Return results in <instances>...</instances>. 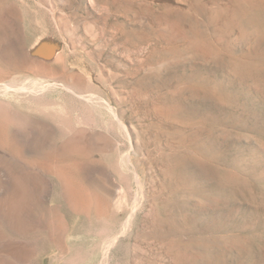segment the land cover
I'll return each instance as SVG.
<instances>
[{"label": "rangeland", "instance_id": "obj_1", "mask_svg": "<svg viewBox=\"0 0 264 264\" xmlns=\"http://www.w3.org/2000/svg\"><path fill=\"white\" fill-rule=\"evenodd\" d=\"M0 264H264V0H0Z\"/></svg>", "mask_w": 264, "mask_h": 264}]
</instances>
